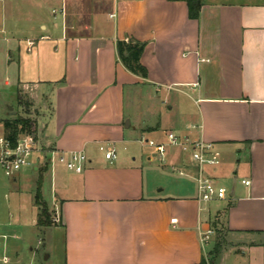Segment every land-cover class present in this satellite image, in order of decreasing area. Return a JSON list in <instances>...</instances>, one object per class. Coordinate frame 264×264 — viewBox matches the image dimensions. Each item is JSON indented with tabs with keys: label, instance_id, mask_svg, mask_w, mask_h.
<instances>
[{
	"label": "crops",
	"instance_id": "crops-1",
	"mask_svg": "<svg viewBox=\"0 0 264 264\" xmlns=\"http://www.w3.org/2000/svg\"><path fill=\"white\" fill-rule=\"evenodd\" d=\"M35 3L40 13L10 30L15 81L0 83L16 101L19 91L27 94L30 114L18 101L19 112L12 111L0 94V135L9 116L36 121L42 149L27 165L34 172L31 204L38 214L40 181L54 213L47 240L62 264H197L217 243L213 264H264V0H203L198 18L185 0ZM127 37L146 43L147 77L119 60L116 42ZM154 91L168 97L159 119L145 99ZM32 107H41L38 117ZM168 132L213 145L219 163L205 170L227 183L226 199H198L195 164L179 148L167 146L162 165L152 152L137 151L141 138L167 143ZM105 145L115 148L114 161ZM53 151H82L84 170L51 161ZM21 169L5 192L16 200L6 209L22 206ZM175 169L183 173L169 177Z\"/></svg>",
	"mask_w": 264,
	"mask_h": 264
},
{
	"label": "rangeland",
	"instance_id": "rangeland-1",
	"mask_svg": "<svg viewBox=\"0 0 264 264\" xmlns=\"http://www.w3.org/2000/svg\"><path fill=\"white\" fill-rule=\"evenodd\" d=\"M71 1L73 4H77L79 1L81 2V0ZM53 10L58 12L57 9ZM44 12L46 13V11ZM39 13L40 7L35 3V0H13V3L7 5H5L4 2L2 4L0 3V26H3V22L6 24L4 32L1 31L0 28V83L2 81H15L13 72L16 68L15 66H10L7 62L8 49L14 48V42L12 41L13 39L11 37L12 35L10 30H14L13 25L15 23H26L27 19H34ZM23 41L24 43L26 42L25 39ZM174 93L175 92L171 94V99H173ZM0 94L3 96L4 100L9 101L8 108H11L12 111L14 110L19 112L20 109L18 107L16 97H14V94L9 87H5L3 84H0ZM153 97V100L148 97L145 99L146 102H151L156 107L157 114L155 118L159 119V116H164L165 111L168 109V97H165L164 93H156V91L153 92ZM40 109L41 107H38L34 111V108L32 107L31 112H36V116L38 117ZM161 111L163 112L161 113ZM36 116L32 117L37 119ZM137 148V151L143 154L144 157L148 153L152 152L154 156V164L156 165H162L167 162L165 154V157L162 158L161 155H158L157 152H155L153 147H150L147 144H137ZM177 148L181 150V153L184 154L185 157L191 159L189 152L182 151L180 147ZM21 171L26 173L17 183V186H19L17 192L19 193V199L22 202V206L16 207L11 205L10 209H6L9 200L12 204L16 201L13 196H10L9 199L5 196L7 188L9 189L13 186V177L7 176L0 167V242L2 243V246L0 247V264H62L59 248L49 247L46 236L47 227L40 228L36 225L37 212L31 204V196L34 192V172L32 167L25 166L21 169ZM167 175L169 177H178L179 171L178 169H175L169 171ZM220 183L225 184V187L227 188L228 185L226 182ZM48 184V182H45L43 187L45 194L44 199L51 203L53 201L54 194L50 191ZM53 215L54 213L51 212V216ZM6 259L7 263H5Z\"/></svg>",
	"mask_w": 264,
	"mask_h": 264
},
{
	"label": "built area",
	"instance_id": "built-area-1",
	"mask_svg": "<svg viewBox=\"0 0 264 264\" xmlns=\"http://www.w3.org/2000/svg\"><path fill=\"white\" fill-rule=\"evenodd\" d=\"M56 13V10H53ZM34 44L29 40L28 45ZM141 143L149 146H156L162 158H164L167 145L177 146L182 151L189 152L191 160L195 164L194 178L197 183L198 199L209 202L213 200H224L228 196V190L225 186L218 184L214 178L206 173L205 168L210 165L219 163V153L214 150L211 143L202 139L194 140L188 135H180L174 132L167 133V143H157L153 139L141 138ZM41 145L35 133L23 132L18 135L13 142L5 133L0 135V167L7 176H12L22 167L30 165L32 156L35 152L40 151ZM105 152V157L109 161L117 158V152L112 146H101ZM51 161L63 164L67 169L81 173L84 170L86 156L82 151H70L64 153L51 152ZM183 173V171H179ZM249 185V180L243 181ZM176 218L171 221L176 222ZM211 231L203 234V241L209 238Z\"/></svg>",
	"mask_w": 264,
	"mask_h": 264
},
{
	"label": "trees",
	"instance_id": "trees-1",
	"mask_svg": "<svg viewBox=\"0 0 264 264\" xmlns=\"http://www.w3.org/2000/svg\"><path fill=\"white\" fill-rule=\"evenodd\" d=\"M188 5L189 16L191 18H198L199 11L203 0H185ZM146 43L135 39L134 37H127L126 39H119L116 42V50L119 60L122 64L132 73L141 77H147L148 71L146 67L141 63V56L145 50ZM17 101L19 105L23 107L25 114H30V106L32 102L23 95L20 91L17 95ZM5 134L13 141L19 134L23 132L36 134V121L29 116L16 114L9 116L2 120ZM40 181L37 185L35 202L39 206V213L37 214V225L40 228L50 226L54 223L49 207L47 203L42 199L40 193ZM222 248L221 243H217L214 247L211 257L208 259L203 258L197 264H213L212 260L216 259V256Z\"/></svg>",
	"mask_w": 264,
	"mask_h": 264
}]
</instances>
